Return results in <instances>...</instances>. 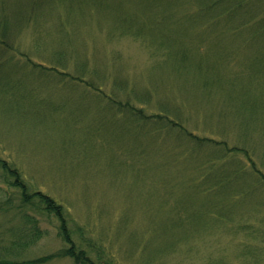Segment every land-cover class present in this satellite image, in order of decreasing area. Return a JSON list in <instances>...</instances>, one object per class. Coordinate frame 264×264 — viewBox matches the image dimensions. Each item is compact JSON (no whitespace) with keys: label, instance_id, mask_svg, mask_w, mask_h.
<instances>
[{"label":"rangeland","instance_id":"obj_1","mask_svg":"<svg viewBox=\"0 0 264 264\" xmlns=\"http://www.w3.org/2000/svg\"><path fill=\"white\" fill-rule=\"evenodd\" d=\"M208 1L0 0V158L31 193L64 207L98 264H264V182L254 171L264 175V0H247L245 17L168 6ZM138 24L146 35H135ZM63 47L66 71L83 81L56 74ZM122 100L250 155L135 121ZM13 181L0 167L3 246L16 239L7 230L26 227ZM22 211L39 232L1 249L5 259L63 247L56 216Z\"/></svg>","mask_w":264,"mask_h":264},{"label":"trees","instance_id":"obj_2","mask_svg":"<svg viewBox=\"0 0 264 264\" xmlns=\"http://www.w3.org/2000/svg\"><path fill=\"white\" fill-rule=\"evenodd\" d=\"M162 2H165L166 0H160ZM196 5V4H195ZM191 3V5L184 6V12H179L177 11L179 7L174 2L172 5H168L170 9H175L173 12H176V15L178 13L180 14H186V15H194L197 12L204 11L208 8L210 12H204V13H211L216 16H233V17H245L247 15H250V9L248 8L251 6L250 2H247V0H209L207 3H198L196 6ZM204 6V9H200V7ZM258 15L256 14L255 17H252L250 20L257 18ZM136 26V24L130 26L129 28H126L124 25V30L131 33L133 28ZM126 28V29H125ZM137 29L134 33L136 36L140 37L143 35H146L148 29L145 25H137ZM166 27H163L161 25H158V27L155 28L158 33H161V31H164ZM159 40V37L154 40L155 43H158L157 41ZM167 43V42H166ZM159 44V43H158ZM164 44V43H162ZM160 44V45H162ZM166 47V46H165ZM69 51L63 47V50H59L58 53L56 54V61H60L62 65L57 67L58 69H54L57 73L58 76H61L63 79L65 77L71 75L72 80L76 81H83V76L82 75H74V74H69V72L66 71L67 64L71 59L68 58ZM49 66V65H48ZM53 69V66H51ZM49 69V68H47ZM65 69V70H64ZM82 70V69H81ZM83 71V70H82ZM78 82V81H77ZM89 86L94 88L97 92H100L101 89H99L97 86L95 87L94 83H89ZM120 107H122L123 110H129L130 113H132L135 121L138 122H149V124H157L159 125L162 129H165L167 127L180 131L184 135L187 136L186 140L189 141L190 143H193V145L198 146V147H203L204 145H210L212 144L213 146L217 148H223L227 152H236L241 153L244 152L246 156H249L250 154L247 152V150H244L243 148L240 147H230L226 142L218 141L212 138H202L197 136L195 133L189 131L178 119H174V117H170L169 114H164L162 112L158 114H153L150 115L145 112L144 108H137L133 106L128 100L123 101L122 100V105L120 103ZM221 146V147H220ZM212 157V156H211ZM216 158H212L214 161ZM213 161H210V164H214ZM0 167L3 169L5 174L8 176L15 177V181L12 182V185L18 188L21 191V199H22V204L19 205V208H17L18 212L22 214L23 222L26 227L22 226V228H18L17 230L14 231V229H9L7 230L6 234L9 235L12 238V235L15 236V240H11V243L7 245H2L1 243V237L3 234H0V264H38V263H44L47 262L51 259L55 258H64V257H69L73 259L75 264H98L92 258L90 255H88L87 251L83 248H81L73 239L71 230L68 227L67 219L65 217L64 213V207L61 206L60 203H58L54 198L50 197L47 194H44L40 191L36 192H30L29 187L25 182L21 179V176L16 168H13L10 164H8L7 161L2 160L0 158ZM254 171L261 176V180L264 182V175L257 170L254 167ZM240 172H242L240 170ZM243 173V172H242ZM198 181V178L196 179ZM202 179H200L201 183ZM199 182V181H198ZM26 206H29L33 209H36L38 213H45L48 216H56L60 222L59 226V231L61 238L63 240V247L59 249L56 253L44 256L39 259L35 260H8L5 259V257L2 255V250L4 249L7 251L9 249H18L19 247H24L27 244V240L30 237V240L32 241L34 236L39 232L38 230V223L35 218L29 215V213L22 211ZM226 217V216H222ZM31 226V230H27V226ZM27 230V231H25ZM24 231V232H23ZM22 233V236H19ZM11 234V235H10ZM17 240V241H16ZM30 241V242H31ZM28 242V243H30ZM5 247V248H4ZM247 254V251L245 252ZM100 264H106L100 263Z\"/></svg>","mask_w":264,"mask_h":264}]
</instances>
